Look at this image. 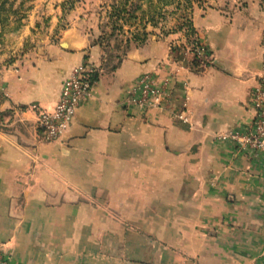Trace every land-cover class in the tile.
<instances>
[{"label":"crops","instance_id":"0c3cea01","mask_svg":"<svg viewBox=\"0 0 264 264\" xmlns=\"http://www.w3.org/2000/svg\"><path fill=\"white\" fill-rule=\"evenodd\" d=\"M249 12L194 15L209 61L182 33L115 51L77 23L0 58V247L15 263L264 264V158L217 139L253 121L262 27ZM84 66L90 96L46 141L33 105L53 108ZM146 72L170 78L168 106L128 103Z\"/></svg>","mask_w":264,"mask_h":264},{"label":"rangeland","instance_id":"374dc122","mask_svg":"<svg viewBox=\"0 0 264 264\" xmlns=\"http://www.w3.org/2000/svg\"><path fill=\"white\" fill-rule=\"evenodd\" d=\"M14 7L20 8L19 13L5 11L0 16L3 63L40 37V41L45 40L55 24L62 28L77 23L95 29L96 39L115 51L150 34L178 32L189 43L198 35L193 26L194 15L211 8H218L227 16L248 9L252 25L262 27L261 55L264 47V0H16Z\"/></svg>","mask_w":264,"mask_h":264},{"label":"built area","instance_id":"2783aa9c","mask_svg":"<svg viewBox=\"0 0 264 264\" xmlns=\"http://www.w3.org/2000/svg\"><path fill=\"white\" fill-rule=\"evenodd\" d=\"M187 47L195 57L201 60L209 61L212 59L210 47L197 34L190 39ZM261 56L263 73L259 76L251 92L254 108L252 123L245 127L232 128L217 134V139L228 141L234 144L237 150L250 153L256 158H264V47ZM93 72L92 68L86 66L76 68L65 79L59 98L53 108L47 109L33 105L37 116V127L41 130L46 141L58 140L69 130L79 107L91 94L95 82ZM171 93L172 87L169 77L160 81L157 73L146 72L140 75L130 86L127 101L131 105L147 111L156 106H168ZM179 116L186 119L182 113ZM0 264L18 263H15L0 247Z\"/></svg>","mask_w":264,"mask_h":264},{"label":"trees","instance_id":"16d2710c","mask_svg":"<svg viewBox=\"0 0 264 264\" xmlns=\"http://www.w3.org/2000/svg\"><path fill=\"white\" fill-rule=\"evenodd\" d=\"M16 0H0V16L3 12L5 11H10L13 12L15 14L19 13L20 8H15L14 4H15ZM7 5H9V7H7ZM5 20V18L2 19ZM94 80L97 79V74L93 75Z\"/></svg>","mask_w":264,"mask_h":264}]
</instances>
